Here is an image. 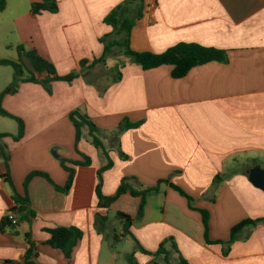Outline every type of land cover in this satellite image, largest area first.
<instances>
[{"label": "crops", "instance_id": "crops-1", "mask_svg": "<svg viewBox=\"0 0 264 264\" xmlns=\"http://www.w3.org/2000/svg\"><path fill=\"white\" fill-rule=\"evenodd\" d=\"M123 1L58 0L56 13L34 15L29 9L8 20L0 17V60L18 61L16 47L21 44L49 60L59 75L79 73L71 82L53 81L51 93L38 83L22 82L16 92L3 96L2 108L25 123L19 141L2 140L15 191L23 195L31 171L47 173L63 187L68 173L60 158L83 161L84 154L91 159L88 166H74L67 193L42 176L31 178L27 208L34 216L21 221L18 214L16 225L0 229V264L21 261L28 239L35 244L37 264H152V256L139 251L135 239L153 253L167 237L190 264H264V223L245 229L225 254L224 245L206 243L199 211L209 213L211 241L227 242L234 225L264 218V191L249 181L253 167L264 168V0H145L140 17L133 7L126 15L135 20L130 32L134 51L161 53L179 42L226 51L227 62L198 65L178 79L172 78L169 65L143 70L119 48L104 64L90 67L103 53L99 38L113 30L104 19ZM6 3L2 12L10 6ZM3 49L12 51L4 56ZM81 60L87 61L83 67ZM13 77L10 65H0V93ZM75 109L104 131L113 161L102 174L105 196L115 194L123 177L134 178L130 183L137 189L168 179L193 197L194 209L169 183L146 196L140 218L141 198L128 192L108 208L99 207L95 186L105 161L86 131L76 148L69 119ZM125 118L141 124L118 137L111 135ZM17 129L13 119L0 116V133L15 135ZM6 171L0 159V175ZM216 176L221 180L215 182ZM13 193L4 180L0 222L14 205ZM117 212L134 219L131 235L123 236ZM97 214L106 216L100 231ZM70 226L79 228L82 237L67 259L47 244L46 229ZM115 236L121 242L132 239L135 248L121 255L112 243Z\"/></svg>", "mask_w": 264, "mask_h": 264}, {"label": "trees", "instance_id": "trees-1", "mask_svg": "<svg viewBox=\"0 0 264 264\" xmlns=\"http://www.w3.org/2000/svg\"><path fill=\"white\" fill-rule=\"evenodd\" d=\"M134 5V6H133ZM145 5V0H124L118 4L104 19L106 24L112 26L113 30L111 33L99 38V41L103 44V53L102 55L94 59L90 67L99 64L105 63V60L108 56L116 54L115 49H122L124 55L128 56L131 61L139 66L143 70H149L157 68L162 65H169L172 67L171 76L174 79L184 77L192 68L202 65L212 61L218 62H227V53L223 49H218L215 47H207L198 43L193 42H179L161 53H152V52H137L131 49L130 47V32L134 25V17L129 18L126 15L127 9L132 6L136 7L135 16L140 17L143 6ZM129 6V7H128ZM130 7V8H132ZM6 8V0H0V12ZM30 11L34 15L41 14L42 12L56 13L58 11V0H40L39 2H32ZM18 53V61H12L7 59L0 60V65H10L14 71L13 80L5 89L0 93V116L13 119L17 124V133L15 135L8 133H0V159H2L6 166L7 171L4 174H1L0 177H3L7 181L13 190V199L17 203L16 210L20 215L21 221H29V219L34 216V213L29 211L27 206L29 205L28 194H27V185L31 178L34 176H42L46 178L50 183H52L57 191L67 193L73 183V178L75 174L74 166H88L91 164V159L81 154L83 161H72L65 158H60V164L62 168L67 171L68 178L63 187H59L54 184L52 179L47 173L41 171H31L24 179L23 182V195L17 193L14 189V186L10 180V174L8 171V162H9V153L7 147L3 144L2 140L5 137H11L15 141H19L25 132V123L22 118L15 116L7 111H5L1 106L2 98L5 94H12L16 92L17 87L22 82H33L42 85L48 93H51V83L53 81H66L71 82L79 76L77 71H72L66 75H59L56 72L54 65L39 55L35 49H25L23 45H18L16 47ZM26 58L32 66L33 72L29 74H24L22 70V59ZM87 63L86 60L80 61V66L83 67ZM34 72L44 75L42 79H37L34 75ZM69 119L72 122L75 129V146L77 148L78 142L86 131L87 139L91 145L101 153L105 163L97 171V184L95 186V194L98 198L99 207L108 208L111 203H113L117 198H119L124 193H130L132 196H138L141 198V202L138 209V214L136 218H140L143 215L144 206L146 203V196L151 193L158 191L159 186L162 183H169L168 179H161L157 182L155 186L146 187V188H135L130 181L134 180L132 177H123L120 181V184L112 196H105L102 193V174L106 170L112 168L113 161L110 157V149L106 147L103 142V134L100 128H98L92 119L79 109H75L69 113ZM141 123H131L128 119H123L116 130L111 132V135L118 137L121 132L136 128ZM123 159H126V155H121ZM71 164V166H69ZM221 180L220 176L215 177V182ZM169 185L176 190L180 195L184 196L188 200L189 207L194 209L193 202L194 199L188 195L180 187L169 183ZM202 214V222L204 227V238L208 244H222L225 246L224 253H227L228 246L238 240L247 228H252L257 224L264 223V218L260 219H246L238 224L234 225L230 231V238L227 242L225 241H211L208 237V224H209V213L207 210L199 209ZM116 216L119 217L122 221V230L123 236L131 235L129 228L132 225L134 219L125 213L117 212ZM106 221V216L96 215L95 216V226L100 231L98 227L102 226ZM10 224L14 226L7 217H4L0 222V229H3L4 226ZM50 234V238L47 240V244L57 248L62 251L65 258L70 259L72 256L73 248L77 245L78 241L82 237V231L74 226L70 227H57L53 229H46ZM117 236H115L116 240ZM135 239V238H133ZM136 248L144 254L152 256V264H190L180 253L177 244L175 243L172 237H167L163 239L158 249L151 253L144 250L138 241L135 239ZM227 247V248H226ZM37 253L35 251V244L31 239H28V248L21 261L6 260L2 264H37L35 258Z\"/></svg>", "mask_w": 264, "mask_h": 264}, {"label": "rangeland", "instance_id": "rangeland-1", "mask_svg": "<svg viewBox=\"0 0 264 264\" xmlns=\"http://www.w3.org/2000/svg\"><path fill=\"white\" fill-rule=\"evenodd\" d=\"M7 2H8V5H10L9 8L5 12L0 13V17L4 20H8L9 18H11L12 16H15V15H23L24 13H27L29 11L30 5H31L30 0H7ZM130 7H132V6H130ZM130 7L127 9L126 14H128V12L131 9H133V7L132 8H130ZM127 17H128V15H127ZM3 40L9 41V40H12V38H11V36H4ZM13 40H17L15 37V34H14ZM20 40H22V39H20ZM24 47H25V49H29V47H27L25 45H24ZM11 51H12L11 49H3L4 56H7L6 54H10ZM120 51L122 52V49H120ZM5 68H7V67H5ZM7 69H9V68H7ZM22 70H23L24 74H29L30 72H33L32 66H31L30 62L28 61V59H26V58L22 59ZM112 243L116 246L117 251H119V253H121V255H124L125 253L130 252L135 248L134 242L130 238L127 239V242H121V241H118V240H115L112 238ZM122 260L126 261L125 257H123ZM118 264H119V260H118Z\"/></svg>", "mask_w": 264, "mask_h": 264}, {"label": "water", "instance_id": "water-1", "mask_svg": "<svg viewBox=\"0 0 264 264\" xmlns=\"http://www.w3.org/2000/svg\"><path fill=\"white\" fill-rule=\"evenodd\" d=\"M249 181L264 191V168L255 166L249 171Z\"/></svg>", "mask_w": 264, "mask_h": 264}, {"label": "built area", "instance_id": "built-area-1", "mask_svg": "<svg viewBox=\"0 0 264 264\" xmlns=\"http://www.w3.org/2000/svg\"><path fill=\"white\" fill-rule=\"evenodd\" d=\"M4 178L3 177H0V187L1 185L3 184L4 182ZM16 207H17V203L14 202V205L11 209H9V211L7 212V219L13 224V225H16L18 223V212L16 210Z\"/></svg>", "mask_w": 264, "mask_h": 264}]
</instances>
